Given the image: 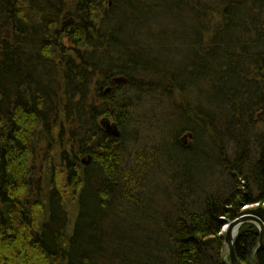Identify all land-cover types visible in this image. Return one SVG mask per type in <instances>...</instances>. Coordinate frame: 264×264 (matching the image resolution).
<instances>
[{"label": "trees", "instance_id": "1", "mask_svg": "<svg viewBox=\"0 0 264 264\" xmlns=\"http://www.w3.org/2000/svg\"><path fill=\"white\" fill-rule=\"evenodd\" d=\"M147 1L0 0V264H226L222 227L264 222V0ZM181 9L194 59L151 66ZM157 104L185 158L143 134Z\"/></svg>", "mask_w": 264, "mask_h": 264}, {"label": "rangeland", "instance_id": "2", "mask_svg": "<svg viewBox=\"0 0 264 264\" xmlns=\"http://www.w3.org/2000/svg\"><path fill=\"white\" fill-rule=\"evenodd\" d=\"M151 2H156V0H150L147 1L146 3L149 4ZM108 6L111 7L113 6V2L112 0H108ZM161 9V7H160ZM160 11L159 8H155V10L153 9V17H149V24L152 27V30L155 33H158L159 31L164 32L166 29H173L175 26V24L171 23L168 19L167 16H163L161 14H158ZM174 11V9H173ZM157 12V15L155 14ZM180 13V22L185 20L184 17L182 15H184L185 9H181L180 11L177 10L175 11L176 13ZM190 15L192 17H194L195 15V10H192V12L190 13ZM118 22L115 23V27L116 29H118L117 31H120L119 28L123 27L124 25L122 22V19H118ZM173 24V25H172ZM135 23H133V26L135 27ZM180 35L179 36H174V37H169V38H163V36H158V37H154V39L152 40V42H154L155 44H158L156 47H154V55L157 57V59L159 60H150L149 64L151 66H157L159 67V65L163 66L164 64H172L174 65V68L178 71H180L182 68L185 67V64H188L191 60L194 59V54H193V45H192V49H189L188 51H185V49H182L181 51H173V48L178 44V43H183V42H189L191 44H193V42L196 40L195 36H194V32H195V26L193 24V28H192V23H187L185 21H183L182 23H180ZM177 29V28H176ZM191 29V32H188L187 30ZM123 32H126V30H122ZM187 31V32H186ZM186 32V33H184ZM122 35V34H121ZM125 35V34H124ZM125 37H127V35H125ZM122 38V37H121ZM129 38V37H128ZM131 43V41H129ZM181 46H183L182 44H180ZM191 48V46H190ZM159 104V103H158ZM157 104V105H158ZM156 114L152 117V120L147 121V124H143V131H145L143 134H148L150 135L153 139L159 140V142H167L164 143L166 145V147L163 149V146L160 147L159 153L162 156V163L166 162V160L170 157V156H182L183 158H185V155H182L183 152H179V153H175V154H171V151L174 149V138L176 133L181 129L180 127L184 125V122L181 121L180 123L175 121V118L170 117L166 112L163 113V115H160V107L158 105V107L155 110ZM148 115V114H147ZM159 131H162L160 137H159ZM169 133V135H168ZM159 137V139H158ZM42 146V145H41ZM167 164V163H166ZM226 225V224H225ZM225 225L222 227V232L223 229L225 227ZM238 232V231H237ZM224 233V232H223ZM259 234V232H258ZM259 239V237H258Z\"/></svg>", "mask_w": 264, "mask_h": 264}, {"label": "water", "instance_id": "3", "mask_svg": "<svg viewBox=\"0 0 264 264\" xmlns=\"http://www.w3.org/2000/svg\"><path fill=\"white\" fill-rule=\"evenodd\" d=\"M109 129L111 130L110 132L112 135H118V130L115 124L109 125ZM247 222H251L257 226L259 232L258 248L264 251V222L258 216L252 213L243 214L226 223L223 229V240L227 257L226 264H243L234 251V239L240 226Z\"/></svg>", "mask_w": 264, "mask_h": 264}, {"label": "bare ground", "instance_id": "4", "mask_svg": "<svg viewBox=\"0 0 264 264\" xmlns=\"http://www.w3.org/2000/svg\"><path fill=\"white\" fill-rule=\"evenodd\" d=\"M109 125H110V124H109ZM109 125H108V126H109Z\"/></svg>", "mask_w": 264, "mask_h": 264}]
</instances>
